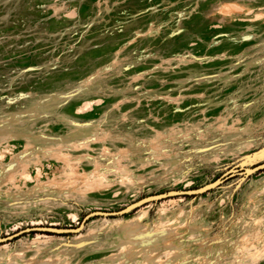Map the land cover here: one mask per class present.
<instances>
[{
  "label": "rangeland",
  "instance_id": "rangeland-1",
  "mask_svg": "<svg viewBox=\"0 0 264 264\" xmlns=\"http://www.w3.org/2000/svg\"><path fill=\"white\" fill-rule=\"evenodd\" d=\"M0 264H264V0H0Z\"/></svg>",
  "mask_w": 264,
  "mask_h": 264
},
{
  "label": "water",
  "instance_id": "water-1",
  "mask_svg": "<svg viewBox=\"0 0 264 264\" xmlns=\"http://www.w3.org/2000/svg\"><path fill=\"white\" fill-rule=\"evenodd\" d=\"M207 188V187H206ZM191 193V191H182V192H174V193H171V194H167V195H161V196H158L157 198L159 199H162V198H168V197H174V196H179V195H187ZM142 202H138V203H134L133 205L129 206L128 208L122 210V211H119V212H113V213H99V212H95V213H92L90 215H88L86 217V219L92 217V216H96V215H103V216H115V215H118V214H122L124 213L125 211L141 204ZM30 230H35V229H30ZM28 230V231H30ZM79 229H76V230H72V232H77Z\"/></svg>",
  "mask_w": 264,
  "mask_h": 264
}]
</instances>
